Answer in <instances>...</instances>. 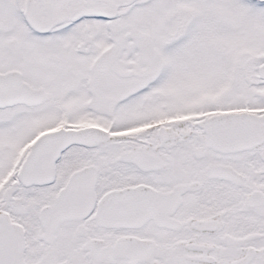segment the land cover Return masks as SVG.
I'll use <instances>...</instances> for the list:
<instances>
[{"label": "snow or ice", "instance_id": "snow-or-ice-1", "mask_svg": "<svg viewBox=\"0 0 264 264\" xmlns=\"http://www.w3.org/2000/svg\"><path fill=\"white\" fill-rule=\"evenodd\" d=\"M0 264H264V0H0Z\"/></svg>", "mask_w": 264, "mask_h": 264}]
</instances>
